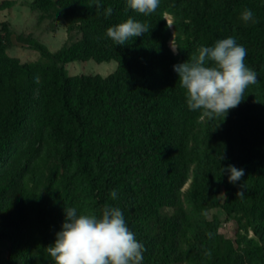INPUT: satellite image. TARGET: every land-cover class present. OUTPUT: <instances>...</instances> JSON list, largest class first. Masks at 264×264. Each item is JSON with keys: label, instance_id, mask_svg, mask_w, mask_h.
<instances>
[{"label": "trees", "instance_id": "trees-1", "mask_svg": "<svg viewBox=\"0 0 264 264\" xmlns=\"http://www.w3.org/2000/svg\"><path fill=\"white\" fill-rule=\"evenodd\" d=\"M100 4L27 2L39 25L67 26L55 52L18 37L41 53L37 61L9 54L14 33L0 22V264H55L46 248L65 208L99 216L105 205L144 245L142 264H264V0H160L148 16L126 10V0ZM14 5L4 1L0 12ZM245 9L255 23L241 19ZM127 18L150 30L116 45L106 29ZM229 36L247 49L257 83L226 118L201 120L173 65ZM91 60L118 69L69 74L68 64ZM229 164L244 170L235 184L222 172ZM212 211L236 224L231 238Z\"/></svg>", "mask_w": 264, "mask_h": 264}, {"label": "clouds", "instance_id": "clouds-1", "mask_svg": "<svg viewBox=\"0 0 264 264\" xmlns=\"http://www.w3.org/2000/svg\"><path fill=\"white\" fill-rule=\"evenodd\" d=\"M159 3L160 0H126V10L148 16L157 10ZM94 6L99 9L100 0H94ZM112 12L111 6L104 9L106 16ZM253 18L250 9L241 14L245 22L255 23ZM149 30L148 24L127 18L108 27L106 35L116 45H125ZM176 49L172 45L174 53ZM246 56L247 49L238 44L235 37L229 36L217 40L212 46H200L198 54L190 60L173 65L179 85L185 90L188 109L200 112L201 120L226 118L229 110L244 101L246 89L257 83V73L245 64ZM35 80L39 83L38 76ZM223 171L229 173V183L235 184L244 177V170L231 164ZM110 195L117 198L115 190ZM243 195V191L236 193L239 197ZM207 235L211 238L212 233ZM46 251L55 264H142L145 248L129 229L122 211L105 205L99 216L78 213L75 207L65 208V222ZM206 254L211 255L210 252Z\"/></svg>", "mask_w": 264, "mask_h": 264}, {"label": "rangeland", "instance_id": "rangeland-1", "mask_svg": "<svg viewBox=\"0 0 264 264\" xmlns=\"http://www.w3.org/2000/svg\"><path fill=\"white\" fill-rule=\"evenodd\" d=\"M4 1H16V5L0 12V22H9L13 30L14 45L9 48V54L12 57L19 58L22 62L37 61L41 58V53L35 50H29L18 43L20 35H33L38 41L45 45L50 51L60 50L67 41V26L65 22L53 23L45 21L38 24L39 12L28 7L30 0H0V5ZM176 47L175 44H171ZM177 52V49H176ZM71 76L76 75H100L108 77L118 69L116 61L97 63L93 60L87 62H74L67 65ZM188 187V186H187ZM217 214L222 222L221 232L224 236L231 238L234 234L236 224L227 218L222 211H212ZM0 255H5V247H1Z\"/></svg>", "mask_w": 264, "mask_h": 264}]
</instances>
